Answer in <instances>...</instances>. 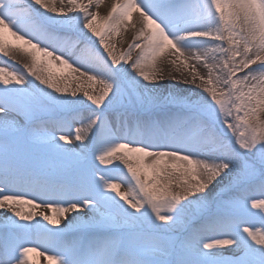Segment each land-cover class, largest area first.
Listing matches in <instances>:
<instances>
[{"label": "snow or ice", "instance_id": "snow-or-ice-1", "mask_svg": "<svg viewBox=\"0 0 264 264\" xmlns=\"http://www.w3.org/2000/svg\"><path fill=\"white\" fill-rule=\"evenodd\" d=\"M104 5L0 0V264H264V0Z\"/></svg>", "mask_w": 264, "mask_h": 264}, {"label": "rangeland", "instance_id": "rangeland-1", "mask_svg": "<svg viewBox=\"0 0 264 264\" xmlns=\"http://www.w3.org/2000/svg\"><path fill=\"white\" fill-rule=\"evenodd\" d=\"M65 2H67V0H65ZM100 11H101V14H102V15H103V14H106V12H105L104 9L101 8ZM130 33H131V32H129V33H127V34H124V36H123L122 38H121V37H118V39L116 40V42H117V49H118V50H125V49H127V45H128V43H131V41H132V38L128 36V34H130ZM131 34H132V33H131ZM14 55L16 56V59H15V61H14L15 65L13 66V68L23 71L24 69H23L22 66H23L24 63H28V62H29L28 59H27L25 56L20 55V54H18V53H17V54H14ZM135 55H136V53L134 52V53H133V56L135 57ZM4 59H7V58H4ZM9 63H11V61H9ZM161 67H163L164 72H165V76H166L164 83H165V84H168V83H170V81L167 79V73H168L169 71H171V68H170V66H169L168 64H166V63L163 64V65H161ZM202 71H203V70H202ZM180 87H181V88H191V87H193V86H191V85H184V84H181ZM197 91H198V90H197ZM189 94H191V93H189ZM218 190H219V189L212 190V191L209 193L210 198L213 197V196L215 195L216 191H218ZM2 211H3V210H0V212H2ZM39 258H40V259H38L37 257H36V258L33 257V259L35 260L36 264H45L43 258H41V257H39Z\"/></svg>", "mask_w": 264, "mask_h": 264}, {"label": "bare ground", "instance_id": "bare-ground-1", "mask_svg": "<svg viewBox=\"0 0 264 264\" xmlns=\"http://www.w3.org/2000/svg\"><path fill=\"white\" fill-rule=\"evenodd\" d=\"M111 2H112V0H105V5L101 7L102 9L105 10L106 13H107V11H108V6L111 4ZM126 34H127V33H126ZM128 36L132 38V34H131V33L128 34ZM117 39H118V38H116V40H117ZM9 64H11L12 67L15 65L14 61H11V63H9ZM114 117H115V114H113V117H112V118L114 119ZM77 126H79V125H77ZM57 134H59V133H57ZM121 190H122V191L126 190V186L122 187ZM33 257H35V258L37 257L38 259H40L39 256H35L34 254H33ZM41 258H42V257H41Z\"/></svg>", "mask_w": 264, "mask_h": 264}]
</instances>
